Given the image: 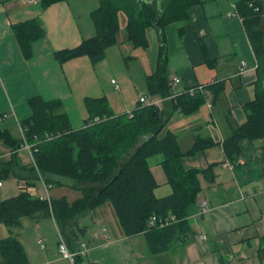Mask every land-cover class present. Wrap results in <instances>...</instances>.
<instances>
[{"label":"crops","instance_id":"crops-1","mask_svg":"<svg viewBox=\"0 0 264 264\" xmlns=\"http://www.w3.org/2000/svg\"><path fill=\"white\" fill-rule=\"evenodd\" d=\"M70 1L44 9L41 0H0V96L8 97L6 106L11 105L15 113L21 107L20 112L26 118L29 117L25 108L27 99L42 96L45 100H60L70 118L71 113L81 117L78 127L73 125L74 128H82L88 118L85 100L104 97L109 100L110 86L120 94L122 88L115 89L114 78L110 84L108 81L99 83L94 73L100 63L94 65L87 57L66 63L54 58L56 52L75 48L97 34L91 13L99 2L96 7L95 0H79L74 5ZM242 1L202 0L191 9L188 21L171 24L165 29L170 79L179 80L174 84V93L219 82L225 86L217 102L211 99L191 115L177 112L167 126V130L178 136L180 149L185 153L193 147L197 136L220 142L183 157L185 169L210 172L200 176L201 192L188 218L190 232L174 239L167 251L153 254L145 235L126 236L121 226H117L112 209L105 204L88 215L104 224L99 233L89 235L88 242L79 236L71 239L62 232L73 252L79 250L80 244H87L89 250L82 257V264H264V138L241 141V157L236 162L227 157L222 146L232 131L246 122L245 105L255 100L264 72V61H258L240 15ZM31 20L41 22L45 36L33 43V57L25 59L13 28ZM157 34L155 29L148 30L150 45L144 49L152 74L157 67L160 48ZM123 43L132 45L127 41ZM243 62L246 66L241 71ZM122 100L127 110L126 98ZM164 105L165 102L161 108ZM163 160V155L149 160L153 173L154 167H160ZM15 182L17 189L11 194L9 190L3 191V181L0 201L19 194V182L17 179ZM43 187L38 186L40 196L44 195ZM162 189L165 190L161 198L172 193L166 181L159 183L156 194ZM49 193L50 198L66 197L71 203L82 196L67 187H57ZM204 201L209 202L210 208L200 214ZM36 220L42 229L38 226L34 235L17 236L30 264H71L62 257L59 238L50 231L54 227L61 232L55 220ZM70 223L76 226V231L85 229L82 234L87 232L83 219ZM40 238L45 239V248L38 244Z\"/></svg>","mask_w":264,"mask_h":264},{"label":"trees","instance_id":"trees-1","mask_svg":"<svg viewBox=\"0 0 264 264\" xmlns=\"http://www.w3.org/2000/svg\"><path fill=\"white\" fill-rule=\"evenodd\" d=\"M68 0H41L46 9ZM92 11L97 34L79 46L55 53L59 63L87 57L96 65L107 57L108 49L118 42L119 15L127 16V42L135 48L150 45L148 30L159 36V55L155 72L146 77L152 97L163 99L164 107L139 101L136 110L117 114L107 98H87L88 118L84 127L74 128L60 100H45L35 96L28 100L31 115L20 122L28 143L33 146L34 162L24 164L19 157L22 138L7 129L0 131V142L9 152L0 150V182L15 178L24 187L36 188L45 183L49 192L67 187L81 193V198L68 201L32 196L20 190L15 197L0 201V225L21 226L24 217L53 218L65 235L78 237L85 229H74V224L89 213L110 203L126 236L144 234L153 254L167 251L179 236L190 232L188 218L201 192L200 176L210 172L187 170L183 157L195 155L220 142L197 136L188 152L180 149L178 136L167 126L175 113H197L209 100L217 102L224 92V83L199 86L182 93H174V81L168 69V46L165 29L175 23L188 21L193 7L202 0H98ZM244 23L259 62L264 61V3L262 0H243L239 4ZM17 41L25 59L33 57V43L45 36L39 20L14 26ZM207 90V91H206ZM193 91V92H192ZM209 93V94H208ZM247 120L232 131L222 143L225 154L236 162L241 157V141L264 138V72L261 75L254 101L245 105ZM163 155L159 164L172 193L158 197L159 183L154 177L149 160ZM160 228L150 227L152 218ZM174 218V220H171ZM0 264H30L20 240L10 235L0 239ZM82 264V257L76 261Z\"/></svg>","mask_w":264,"mask_h":264},{"label":"rangeland","instance_id":"rangeland-1","mask_svg":"<svg viewBox=\"0 0 264 264\" xmlns=\"http://www.w3.org/2000/svg\"><path fill=\"white\" fill-rule=\"evenodd\" d=\"M80 2L79 0H71V4H76ZM96 2V7L97 3L99 2L98 0H95ZM119 22H120V32L118 34V42L116 45L108 49L107 52V57L104 61L100 62V65L97 67V71H95L94 74L97 75L98 77V82L102 84H106V81L108 83L111 81V78L116 79V81L119 82L121 88H122V93L114 91V88L110 86L109 90V100L111 102V106L113 110L116 113H125L128 110H134L136 108V105H138V101L140 97L145 94L147 95L148 102L151 104L152 101L155 100L156 97H152L149 94L147 85H146V76L149 74H152V71L150 70L148 64L146 63L145 55H144V49L140 48L137 49L133 47V45H128L123 43V41H126L127 37V31H126V25H127V16L124 12H120L119 15ZM262 29L264 30V22ZM158 35V34H157ZM158 47L159 44H157V53H158ZM155 51V50H154ZM139 57V58H137ZM95 75V76H96ZM97 79V78H96ZM110 84V83H109ZM122 97L126 98V101L129 105V108L125 110L124 108V103L122 100ZM8 97L7 96H0V131L5 130L7 128L10 129V132L13 136L21 138L20 134V129L19 123L23 121V119L26 118V115L23 116V112H20V108H17L16 111L17 113L14 112L12 109L11 105L6 106L8 104ZM162 106V105H160ZM25 108L27 110V116L31 115V110L28 106V101L27 104H25ZM72 121V124L76 127L77 122L81 119L80 116H78L77 113H71L70 114ZM0 150L2 153L6 154L8 149H6L5 145L3 142H0ZM19 157L22 163L28 164L30 162H34V159L31 157L29 152L26 151H21L19 150ZM162 158V157H159ZM154 174L155 177H157V180L159 183L163 184L166 179L164 176V173L160 167L155 166L154 167ZM5 187H3V191L9 190L11 194L15 193L17 186L15 185V178H10L8 180L4 181ZM39 188L41 186H44L43 189V194L42 196L46 197L48 194L44 183L38 184ZM38 186L36 187V190L38 192ZM167 186V185H164ZM168 187V186H167ZM164 187V188H167ZM169 188V187H168ZM165 189L159 190L158 191V197L161 195V193ZM39 193V192H38ZM52 195V194H51ZM107 206L112 209L113 212V217L115 218L117 222V226L120 227V224L118 223V218L114 213V210L111 206L110 203L106 204ZM38 220L31 218V217H24L22 219V223L20 227L17 228H9L6 227L5 225H0V239L9 237L10 235H13L15 237L23 236V235H32L35 234L37 227L39 226ZM83 223L87 227V232L85 234H78L81 240L87 241L90 239V234L94 233H99L100 229L102 228L103 221H99L97 219H91L87 216V218H83ZM50 227V226H49ZM39 229H42V226H39ZM51 233L53 236H57L59 238V233L58 230L54 227L51 228ZM25 235V236H26ZM43 235V233H42ZM44 236V235H43ZM67 236V235H66Z\"/></svg>","mask_w":264,"mask_h":264},{"label":"built area","instance_id":"built-area-1","mask_svg":"<svg viewBox=\"0 0 264 264\" xmlns=\"http://www.w3.org/2000/svg\"><path fill=\"white\" fill-rule=\"evenodd\" d=\"M31 1H34L35 2V0H31ZM234 16H238V14H234ZM242 64L243 65H242L241 71H244L246 64H244V62ZM178 82H179V80L177 79L176 81H174V84L175 83H178ZM112 84L115 86V89L116 90H120V85L118 84V82L116 80H113L112 81ZM140 102L143 105L150 104L148 102L147 97H145V96H143V97L140 98ZM163 102H164L163 99L157 98V99H155L154 101L151 102L150 106L151 105H155V106H159L160 107V105H162ZM18 128L20 129L21 138L23 140L20 150L21 151L23 150V151L29 152L30 155H31V157L33 158V146H31L28 143V141H27V139L25 137L24 129L22 128V126L20 125V123H19V127ZM2 185H3V182H0V186H2ZM44 185H45V183H44ZM21 189L24 190V191H28L32 196H35V197H39L40 196V195H38L37 190L34 187H27L26 188L22 184H19V190H21ZM45 189H46L47 193H49V189L47 188L46 185H45ZM40 197L41 198L50 199V196L49 195H47L46 197H44V196H40ZM208 203L209 202H206V201H204L202 203L200 214H204L205 212H207L209 210L210 206H209ZM171 220H174V218H171ZM168 223L169 222L166 221V222H161L159 225H157V218H154L153 217L151 219V221H150V227L158 226L160 228H163L164 226L168 225ZM58 233L60 235L59 236V242H60L59 243V250H60V253H61L62 257L65 258V259H67V260H69L71 262V264H78L76 262L77 259L79 257H84L87 254L88 250H89L87 244L86 243L80 244L79 250L73 252V251L70 250V248H69V246L67 244V241H66L63 233H61L60 231ZM203 239H205V236H203ZM38 244L40 245L41 248H45L46 247V241H45V239L40 238L38 240Z\"/></svg>","mask_w":264,"mask_h":264},{"label":"water","instance_id":"water-1","mask_svg":"<svg viewBox=\"0 0 264 264\" xmlns=\"http://www.w3.org/2000/svg\"><path fill=\"white\" fill-rule=\"evenodd\" d=\"M146 1L150 2V1H154V0H146ZM262 1H263V3H264V0H262Z\"/></svg>","mask_w":264,"mask_h":264}]
</instances>
